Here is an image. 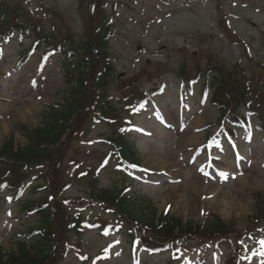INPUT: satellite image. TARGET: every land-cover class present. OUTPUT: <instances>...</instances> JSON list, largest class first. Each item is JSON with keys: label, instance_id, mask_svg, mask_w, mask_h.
Returning a JSON list of instances; mask_svg holds the SVG:
<instances>
[{"label": "rangeland", "instance_id": "obj_1", "mask_svg": "<svg viewBox=\"0 0 264 264\" xmlns=\"http://www.w3.org/2000/svg\"><path fill=\"white\" fill-rule=\"evenodd\" d=\"M0 5L4 13L17 14L22 28L0 46V146L10 139L15 147L24 146L20 126L37 127L49 107L63 101V53L89 44L93 26L103 21L112 26L107 58L114 79L108 96L138 161L127 167L111 153L106 138L115 127L112 120L81 118L59 146L60 156L26 171L19 194L0 187L2 254L33 237L29 232L39 217L22 207L46 197L57 241L51 264H226L236 253L237 264H264V218L253 219L256 193L264 199L258 121L250 119L227 138L209 95H201L203 81L211 79L207 69L220 66L238 80H250L255 94L264 93V0H0ZM36 31L53 46L40 43L21 63L38 40ZM93 54L101 63L102 56ZM182 67L189 77L203 74L190 90L177 73ZM122 82L144 92L159 82L162 87L141 110L125 113ZM256 107L264 109V100ZM90 175L97 176L100 189L122 179L129 183L128 194L141 214L168 212L196 226L219 220L229 231L208 246L199 245L197 237L183 243L175 234L179 240L170 249L143 251L132 243L138 227L89 197ZM36 182L44 186L34 188ZM65 214H79L90 224L78 234L66 231L59 225Z\"/></svg>", "mask_w": 264, "mask_h": 264}, {"label": "trees", "instance_id": "obj_2", "mask_svg": "<svg viewBox=\"0 0 264 264\" xmlns=\"http://www.w3.org/2000/svg\"><path fill=\"white\" fill-rule=\"evenodd\" d=\"M4 10L3 5H0V43L10 38L14 31L21 30V24L17 23V14L4 13ZM35 34L38 39L37 45L44 42L48 46H53L48 37L39 31ZM111 38V24L101 21L93 26L89 44L78 49L70 48L69 53H64L67 60L63 67L64 83L67 86L65 97L61 103L49 107L37 127L28 129L20 126L22 136L26 139L24 146L15 147L11 139L0 146V185L7 184L12 192L19 191L28 181L26 171L35 165L48 166L54 155H59V146L71 137L83 117L87 118L89 123L98 118L112 120L115 127L106 138L110 150L119 160L130 165L134 163L136 160L134 145L125 138L123 119L115 118V110L108 96L109 87L114 79L112 65L107 58L108 43ZM87 49L90 51L87 52ZM91 52L102 56L101 63L95 60L94 54L91 55L93 58H90L88 54ZM26 56L27 54L23 56L22 62L25 61ZM226 72L221 66L216 69L208 68L206 73L213 74V77L211 81L204 83V89L211 90L210 102L218 111V122L225 121L237 126L245 122V117L255 116L260 121L259 130L264 137V109L256 107L259 101L264 100V93L258 91L255 94L250 88V80H238L234 77L235 72ZM178 74L188 83L197 82L201 75L198 72L194 77H189L184 67L178 70ZM120 85L125 93V113L139 108L146 100L147 95L139 86L133 83L127 86L128 84L123 82ZM156 91L153 88L150 92ZM232 131L227 130L228 133ZM57 163L60 161H56L53 166H57ZM96 177L90 175L89 197L103 209L138 227L143 236L141 245L146 249L162 247V243L173 239L175 234L184 238L223 239L229 231V227L218 220L205 219L196 226L183 223L179 218L168 213L156 217L150 209L147 215L141 214L136 208L137 201L128 194L126 181L122 179L120 185L100 189L97 187ZM38 186L43 187L44 184ZM254 198L256 210L254 221L258 222L259 218H264V199L259 193H256ZM46 204L47 198L43 197L39 202L23 205V209L36 211L39 217L35 227L29 232L31 234L29 236L33 237L19 241L16 251L2 254L0 250V264H51V251L56 248L57 241L52 231L49 212L44 207ZM64 218L66 221H60L59 225L62 229L64 227L66 231L75 234H78L86 224L79 214H65ZM233 259L230 258L228 262L234 264Z\"/></svg>", "mask_w": 264, "mask_h": 264}]
</instances>
